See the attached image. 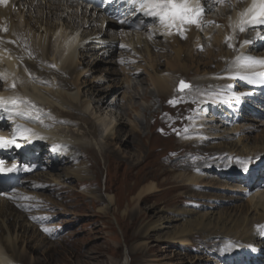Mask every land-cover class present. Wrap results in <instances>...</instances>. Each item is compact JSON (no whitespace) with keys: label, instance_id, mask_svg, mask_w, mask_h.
Returning <instances> with one entry per match:
<instances>
[{"label":"bare ground","instance_id":"1","mask_svg":"<svg viewBox=\"0 0 264 264\" xmlns=\"http://www.w3.org/2000/svg\"><path fill=\"white\" fill-rule=\"evenodd\" d=\"M205 1L207 2L190 0L193 6L199 4L203 9L198 24L186 22L177 25L171 22L161 23L159 17H148L144 14L147 9H141L140 4L136 5L134 0H126L125 5L131 9L128 17L137 20L141 28L147 25L146 23L154 21L147 28H143L142 32L130 33V30L127 29L125 33L119 32V34L118 31L105 32L104 27L101 29L92 28L94 25L92 22L96 20L94 15H90L88 26L84 27L85 23L75 26L72 20L64 15L67 9L68 12L69 9H72V12H75L72 17H75L74 19L77 21L79 15L76 12L80 8L77 5L74 6L72 0H66L65 7L52 0L45 2L42 0L41 2L46 5L45 11L43 10L44 15L46 14L45 17L42 14L41 16L36 15V9L43 7L38 0H10L7 3H0V91L4 92V95H9L4 101H16L15 105H0V133L12 138L26 137L25 140L19 138L15 143L9 144V148L18 154L17 162H29L31 169L35 171L41 169L35 175L52 176V169L58 170L57 172L64 170L65 179L70 178L79 183L89 184L94 180L99 181L100 172L97 169L92 179L89 177L91 174L89 169L95 170L103 162L107 171L105 179L106 188H108L111 186L108 168L114 160L120 166H126L124 177L129 190L138 188V191L131 199H128L127 203L144 201L148 196L161 191L157 179L172 169L186 167L185 160L176 159L170 155L161 164L159 161V164L154 168L147 165L150 167L149 169L143 168L137 170V173L133 172L139 163H135V158L133 159L131 154L129 155V145H138L136 141L145 142L141 127L134 122L124 121V114L117 116V111L112 107L118 105V101L117 98L110 99L112 96L109 88H97L94 83L84 84L80 78L85 72V68L81 66L86 61L88 50H94L99 54L98 61L112 63V60L108 58L113 56L116 48L133 51L142 48L148 54L151 48L158 46L169 50L173 59L172 62L168 61L170 66L167 68V72L163 73H159L149 64L150 69L154 72V76L150 80L156 89L155 91L146 89L142 93V99L153 97L156 105L172 94L175 82L179 78L177 76L183 74L185 78L194 72L200 74L203 71L201 70L202 63L204 66L215 64V69L207 68L204 74L192 77L189 89H195L196 94L192 95L189 90L181 95L178 94L180 97L174 102V105H171L168 112L161 111L163 112L159 115L162 119L161 122L153 123L164 137H176L177 134L186 130V119L194 116L193 119L196 120H190L187 126H190L189 131L196 134L180 138L181 143L213 140L209 147L212 151L202 147V152L205 155H202V161L194 166L195 170L210 169L209 166L213 165V155L217 156L221 151L243 159L255 157L261 152L264 154V139L257 140L254 144L245 135L231 136L241 131L243 127L239 123L223 120V115L226 117L229 109H232V104L238 103L236 99L240 100V97L246 94L244 91L234 90L235 87L239 88L245 84L247 87H258L264 91V83H248L238 78H230L237 75V70L234 67L236 61L230 65V60L234 56L233 52H238L239 45H243L241 56L264 59V50H261L257 55L250 53L257 46L254 42L255 38L260 33L264 34L263 26H247L244 31L239 30V13L250 6L252 0ZM22 6L27 8L26 15L25 9H21ZM88 12V10H82L81 14L83 13L86 17ZM96 12L98 11L96 10ZM101 15L103 16L101 18L103 26L108 20V29L119 26L127 28L126 22L123 20H115L113 16L106 19V13L102 12ZM247 33H250L251 37H247ZM245 41L250 43L246 44ZM92 42L95 44L90 45ZM200 48L205 49V54L207 53V58H209L208 62L204 63L201 58L198 59V57L204 56L199 53L198 49ZM156 57H159L160 60L159 54ZM229 65L231 68L228 70ZM146 69L147 67H143L137 68V71H130V74L139 79L138 85L144 83V78L141 76L143 73L148 74ZM240 72L241 74L264 72V67L257 65L251 69L240 70ZM145 80L147 79L145 78ZM131 81L132 78L129 76L125 83L130 85ZM135 88L139 87L135 86ZM214 90L218 93H211ZM200 91H206V94L198 93ZM127 93V96H122L123 99L125 98L123 101H127L129 98L132 101L135 93L130 88L127 89ZM215 106L221 113L218 117L204 112ZM135 108L137 109L135 105L131 107L133 110ZM151 108L153 110V107L145 108V116L141 119L142 123H147V111H150ZM194 108L199 111L196 116L191 115ZM16 109L27 113V115H18ZM134 111L136 112V110ZM232 111L234 110L232 109ZM235 115H237V120L238 117H241L238 112H235ZM46 117L48 120L44 119ZM125 125H129L131 128L128 138L122 140ZM227 125H231V127L228 128ZM150 127H152L151 124L149 140L147 139L148 142L145 144L150 143L151 138H155L154 136L157 135L156 132L154 135L153 129ZM18 128L30 129L31 132L17 131ZM221 128L224 129L221 130ZM212 130L215 132L213 133ZM120 139L126 147L121 148L113 144L114 141ZM16 144H19L20 147H16ZM171 148L173 147L171 146ZM44 151L49 153H43ZM140 151L139 148L137 152ZM148 152L141 162L147 161L154 153L152 149ZM40 153L47 158L44 163L38 160ZM82 156H87L89 159L88 167L77 162ZM151 160L153 161V159ZM167 165H170L169 169ZM144 167L146 166L144 165ZM202 175L193 171L192 173L180 172L175 177L181 182L179 184L181 186L198 187L205 179ZM258 175L256 174V176ZM117 178L120 179L119 176ZM140 180L141 182L148 181L139 183L137 186V182ZM168 180L169 178L164 179L163 182L166 184ZM256 184L262 188L255 189L248 199L246 209L251 210L250 214L246 212V214H226L224 216L222 211L210 210L203 213H191L182 208L166 212L165 208L160 210L159 215L156 212V218L146 228L147 232L145 233L148 235L151 231L159 230L161 234L158 235L157 241H175L178 248H181L190 247L192 245L191 236L205 230V232H209V235L214 234L224 238L225 240L220 243L224 249L235 252V255L232 256L242 259L244 264H254L258 260L264 259L261 250L264 245V185L263 183ZM171 189L170 186L167 188V190ZM6 194V192H0V264H12V262L28 264L26 260L24 261L25 256L19 255L18 237L12 233L13 225L19 223L20 228H23L26 227V224H20L17 218L13 219V212L5 208L7 198L4 196ZM106 198L109 205L115 201L114 195L111 193H108ZM116 203L118 204V201ZM105 210L103 208L101 211L106 213ZM126 212L127 209L123 210L124 214ZM232 256L230 254L229 258ZM203 259L202 257L196 258L198 261ZM127 263L128 257L126 256L124 264Z\"/></svg>","mask_w":264,"mask_h":264},{"label":"rangeland","instance_id":"2","mask_svg":"<svg viewBox=\"0 0 264 264\" xmlns=\"http://www.w3.org/2000/svg\"><path fill=\"white\" fill-rule=\"evenodd\" d=\"M45 1L46 0H44V2ZM52 1L59 3L62 7H65L66 5V0ZM202 2L205 3L207 1L202 0ZM39 3L43 7H38L40 8H37L38 10L36 9V15L41 16L42 14V16L45 17L46 14L44 15L43 10L45 11L46 5L41 1H39ZM135 4L137 5L138 3ZM73 5L76 6L75 4ZM73 13L75 12H72V9H69V12L67 9L64 15H66L69 20H72L75 26L83 24L79 19H84V14L79 13L78 10L76 13L79 17L76 21L74 19L75 17H72ZM100 14V12L95 13L91 11L89 16L86 17L89 18V21L91 19L90 15H94L96 20L92 22L94 24L92 28L101 29L104 27L101 21L103 16H100ZM23 18L25 19L24 16ZM99 19L101 24L97 23ZM153 21L154 20L150 21L149 24L146 23L147 25H144L143 28H147V26L153 24ZM84 23L86 24L87 22ZM108 23L107 20V26ZM143 28L142 30H144ZM262 28L264 29V26ZM106 31L108 30L106 29ZM215 34H217V32H215ZM260 34L254 40L255 45L257 46L250 52L252 55H257L261 50H264V45H260L261 43L259 41L264 38H261ZM246 36L251 37V34L247 33ZM94 44L95 42H92L90 45ZM242 48L243 46L239 45L237 49L238 52H233L234 56L230 60V65L237 60V57L241 56V54L239 55V52L242 51ZM120 49L121 48H116L113 56L108 58L112 60V63L98 61L99 54L95 53L94 50H88L86 52V61L81 66L85 68V72L80 77L81 81L84 82V84L94 83L97 88H109L108 90H110L109 92L112 96L110 99L117 98L118 101V105L112 107L113 110L117 111V116L124 114V121H127V123L134 122L141 127L144 134L143 141L145 142L141 143L140 141H136L138 145H129V155L131 154L132 158H135V163H139V165L134 168L135 171L133 172L137 173V170L143 168H154L157 164H161L162 161L166 160L170 155L174 156L176 159L185 160L186 167L172 169L169 173L161 175L157 179L161 191L156 192L152 196H148L144 201H136L132 204L127 203V201L133 197L138 191V188L135 190H129L124 177L127 170L126 166H120V164L114 160H112L113 162H111V166L108 168L110 170L108 175L112 182V184L110 182L112 187L108 186V188H106L105 179L107 177V171L103 162H101L99 167L95 170L92 168L89 169V172H91L89 177L92 179L95 176V171H97V169L100 171L99 181L94 180V182H92L93 184L86 182L79 183L70 178L65 179L64 170L57 172L58 170L52 169V176H39L35 175L37 172H34V174L31 173L30 178L26 179L28 182L24 183L22 187L9 191L11 197L6 200L7 207L5 206L6 209L13 212V219L17 218V220L20 221V224H26L27 227V229L26 227L20 228L19 223L12 226V229L14 228L12 233L14 236L18 237L19 241H17L19 246L18 252H20L19 255L25 256L24 261L26 260L28 264H124L126 256L128 257L127 264L243 263L241 261L242 259H237L235 256H232L233 254L235 255L234 251H229L226 250V248H223L220 242L225 240L224 238L218 237V235L214 234L209 235V232H205V230H201L200 233H195L191 236L192 245H190V247L187 246L181 248H178L179 246L175 241H157L156 239L158 235L161 234V231L159 230L151 231L148 235L145 233L147 232L146 228L152 220L156 218L157 214H160L161 209L165 208L167 209L166 212L182 208L189 210L191 213H203L210 210H216L222 211L224 216H226V214L239 215L246 214V212H248V214L251 213V210L249 211L246 209L248 199L251 195L248 197L242 191L252 189L243 185L245 179L242 178L236 180L234 179V176H243V173L249 170L248 166L252 165L255 166V170L254 172L249 173V176L255 183H261L260 177L264 175L263 152L258 153L255 157L243 159L238 156L228 155L227 152L223 153V151H221L217 156L213 155V165L209 166L210 169L195 170L194 166L202 161V155H205V153L202 152V149L206 148L207 150L212 151L209 147L213 140L193 141L188 144L181 143L180 138L196 134L195 132L189 131L190 126H187L188 122H190L194 116L190 119H186V130L188 131L184 130L179 135L177 134L176 137H164L160 130L154 125L156 124V121L161 122L162 119L159 115L163 112H168L171 105H174V102L180 97L179 95L188 90L192 95L196 94L195 89H189L192 77H198L199 75L204 74L207 68L211 70L215 69V64L213 66H204L202 63L201 70L203 71H201L200 74L194 72V74L186 76L185 78L183 77V74L177 76L179 78L175 82V89L172 94L168 96V98L166 97V99L160 102V104L156 105L153 97L142 99V93L146 91V89H148V91H155L156 89L155 85L152 84V81L150 80L154 76V72L150 69L149 64L157 69L159 73L167 72L166 70L170 66L168 61L172 62L173 59L172 53L160 46L151 48L148 54H146L142 48L135 49V51L130 49ZM198 51L199 53H202L201 55H204L198 57V59L201 58L204 63L205 61L208 62L209 58H207V53L205 54V49L200 48ZM157 54L160 55V60L158 59L159 57H156ZM100 58L103 60L101 56ZM96 61H98V63H96ZM230 65L228 70L231 68ZM143 67H147L145 71L150 76L148 77V74L143 73L141 77L144 78V83L138 85L139 79L130 74V71H137V68ZM129 76L132 78L130 85L125 83V80ZM145 78L147 80H145ZM184 85H187V87ZM135 86L139 88H135ZM129 88L135 93V97L132 101L130 98L127 101H123L125 98L123 99L122 96L128 95L127 89ZM236 90L239 91L241 89ZM198 93L206 94V91H200ZM211 93L216 94L218 92L214 90ZM248 96L244 97V102L247 103H245L240 109L243 118L239 124L242 125L243 129L231 136L242 134L247 136L251 143L255 144L257 140L264 139V96H261L260 100H254L252 97ZM236 100L239 102V99ZM133 105L137 107V109H134L136 112L131 109ZM149 107H153V110L151 108L150 111H147V123H142L141 119L145 116V108ZM197 108H194L191 111V115L196 116V113H199ZM215 108L217 109V107ZM215 108L214 110L208 109L204 112L207 114L215 113ZM230 116L233 117L234 115L232 114ZM44 119L48 120V117ZM150 124L152 126L150 128L153 129L154 135H157L154 136L155 138H151L150 143L145 144L149 140L148 135L150 133ZM229 127H231V125ZM130 128L131 126L129 125L123 127L124 132L122 135L123 137L121 138L122 140L128 138ZM222 129L224 128H221V130ZM212 132L214 133L215 131L212 130ZM121 139L114 141L113 144L117 147L124 148L126 146L123 145ZM171 146L173 148H171ZM139 148L141 151L138 153L137 151ZM151 149L154 153L147 160L149 164L147 161L141 162V159L147 155L149 153L148 151ZM44 153L49 152L46 151ZM40 157L42 160H47L45 155H40ZM150 158L153 159V161ZM88 160L87 156H82L79 157L77 162L82 163L85 166L87 165L88 167L90 164ZM144 165L146 167H144ZM147 165L151 166L148 167ZM118 166L120 167L118 168ZM169 166L170 165H167V168ZM39 171H41V169H39L38 172ZM193 171L203 174L202 176L205 178V182L203 181L198 187L179 185L181 182L176 179L175 175L180 172L192 173ZM256 174L259 175L256 176ZM118 176L120 179L117 178ZM167 178H169V180L165 184L163 180ZM24 180L25 179L23 178V181ZM131 181L130 183H132ZM147 181L143 182L145 183ZM143 182H141V180L138 181L137 186H139V183L142 184ZM169 186L172 187L171 190H167ZM108 193L114 195L115 201L112 205L108 204V199L106 198ZM18 195L19 197H17ZM116 201H118V204ZM103 208L106 209V213L101 211ZM126 209L127 212L124 214L123 210ZM156 212L158 213L156 214ZM230 254L232 257L229 258L228 256ZM198 257L204 259L198 261L196 260ZM260 260L264 261V259Z\"/></svg>","mask_w":264,"mask_h":264},{"label":"snow or ice","instance_id":"3","mask_svg":"<svg viewBox=\"0 0 264 264\" xmlns=\"http://www.w3.org/2000/svg\"><path fill=\"white\" fill-rule=\"evenodd\" d=\"M134 2L139 3L141 9H147L144 13L146 16L159 17L161 23L171 22L179 25L187 22L190 24H198L199 18L203 12V9H201L199 4L193 6L190 3V0H134ZM0 3H7V0H0ZM239 25L240 31H244L247 26H264V0H252L251 5L239 13ZM244 43L247 44L250 42L245 41ZM257 65L264 67V59H257L249 56L237 57L234 65L237 70V75L230 78H238L240 80L247 81L248 83H264V72H253L251 74H241L240 72V70L251 69ZM184 86L187 87V85ZM6 104L15 105L16 101L0 100V105ZM16 111L20 116L27 115V113L22 112L19 109H16ZM17 131L31 132L30 129L20 128H18ZM13 143H15L14 140L5 141L3 138H0V148ZM16 147H20V145L16 144ZM3 163L4 161L0 160V165ZM16 167L17 166L13 164L12 167L7 170L0 168V173L5 171L11 172L16 169Z\"/></svg>","mask_w":264,"mask_h":264}]
</instances>
